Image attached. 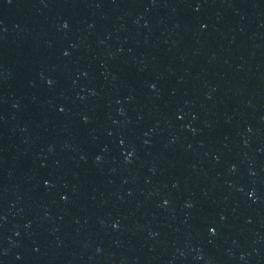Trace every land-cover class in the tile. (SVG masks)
Masks as SVG:
<instances>
[{
    "label": "water",
    "instance_id": "water-1",
    "mask_svg": "<svg viewBox=\"0 0 264 264\" xmlns=\"http://www.w3.org/2000/svg\"><path fill=\"white\" fill-rule=\"evenodd\" d=\"M0 264H264V0H0Z\"/></svg>",
    "mask_w": 264,
    "mask_h": 264
}]
</instances>
